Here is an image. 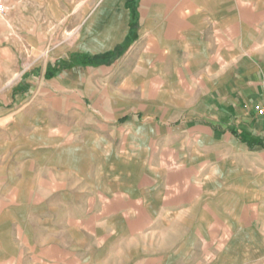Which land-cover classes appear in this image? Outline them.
Listing matches in <instances>:
<instances>
[{"label":"crops","instance_id":"obj_1","mask_svg":"<svg viewBox=\"0 0 264 264\" xmlns=\"http://www.w3.org/2000/svg\"><path fill=\"white\" fill-rule=\"evenodd\" d=\"M1 2L0 264H260L264 0Z\"/></svg>","mask_w":264,"mask_h":264},{"label":"rangeland","instance_id":"obj_2","mask_svg":"<svg viewBox=\"0 0 264 264\" xmlns=\"http://www.w3.org/2000/svg\"><path fill=\"white\" fill-rule=\"evenodd\" d=\"M0 15L1 16H4L5 15V9L2 11V12H0ZM0 16V17H1ZM10 77H12V76H10ZM14 78H16L17 76H13ZM14 78H13V80H14ZM13 80L11 81V80H4V81H2L1 83H0V90H2L3 88H5L6 86H5V83L6 84H8V86H9V84H11L12 82H13ZM0 99H1V97H0ZM61 211V210H60ZM71 214H72V216L73 215H75L76 213L78 214V209H76V208H71ZM62 222V221H61ZM59 223V224H57L56 226H55V232H58V231H61V229H62V227H63V224L62 223ZM71 234L73 235L74 234V232H73V230H71ZM260 264H264V248H263V256H262V258H261V261H260Z\"/></svg>","mask_w":264,"mask_h":264},{"label":"built area","instance_id":"obj_3","mask_svg":"<svg viewBox=\"0 0 264 264\" xmlns=\"http://www.w3.org/2000/svg\"><path fill=\"white\" fill-rule=\"evenodd\" d=\"M3 10H4V6H3V4H2V2L0 0V12H2ZM254 109H255V111H256V113L258 115H261V116L264 115V106H262V105H255L254 106Z\"/></svg>","mask_w":264,"mask_h":264}]
</instances>
